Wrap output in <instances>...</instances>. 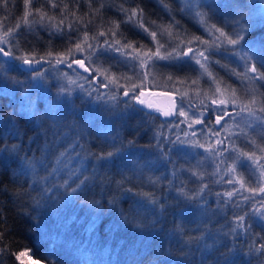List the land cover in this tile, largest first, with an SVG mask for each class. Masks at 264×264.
<instances>
[{"label":"trees","instance_id":"trees-1","mask_svg":"<svg viewBox=\"0 0 264 264\" xmlns=\"http://www.w3.org/2000/svg\"><path fill=\"white\" fill-rule=\"evenodd\" d=\"M251 1L240 0L241 3L246 4L245 16L253 14L249 10ZM55 2L58 7L51 8L46 0H33L31 7L28 8L24 0H8L7 6L4 5L3 0H0V35L9 29L15 34H23L13 51L20 55H24L32 49H35L38 55H44L46 50H51L53 53L63 52L67 47L76 43L78 35L85 49L89 43L96 45L99 42L103 46L105 40L113 42L120 39V45H123L126 41L120 36L122 32L127 37V41L132 42L136 49L133 51L132 48H126L124 49L126 52L133 56L139 55L145 62L151 60L157 66L155 72L146 78L144 90L174 93L177 96L179 108L183 95V108L185 110L188 108L190 112L193 110L197 113L205 111L204 124L208 123L209 117L214 119L212 110L216 106L211 103L209 96L213 95L210 89H214L215 85L207 75H201L202 69L187 61L175 64L166 60L153 59L157 42L164 44V47L160 49L163 55L170 46L181 45L182 41L181 51H186L188 47L193 49L203 47L199 41H194L189 45V34H194L204 40L211 41L214 39L210 38V35L191 16L176 10L185 3L184 0H180V4L177 3V0H55ZM223 2L230 3L231 0H223ZM216 3H221V0H217ZM101 4L104 5L103 8H100ZM121 4L125 9H133L137 5L143 8L145 27H148L149 31L155 30L157 32L155 41L142 30L134 27L132 22L120 23L119 28L116 29L113 21L125 19L123 13L117 11ZM165 5L173 11H167ZM37 7L48 14L44 23L51 22L59 25L63 29V34L50 36L49 32L41 26L39 16L34 12L25 19V11L31 12V9ZM97 9L100 10L97 11ZM219 11L222 15H216L214 17L216 21H220L222 16L226 20L231 18L227 15L231 9L222 7ZM173 17L179 21L178 25H173ZM137 19H139L138 16L132 18L133 21ZM61 20H63V24H60ZM69 24L74 29L78 28L79 33L69 31ZM17 25L18 27H14ZM170 25L172 26L169 27ZM30 28L34 30H29ZM164 29H168V31ZM257 29V31L251 32L246 39L260 40L264 37V26L257 24ZM112 30L117 31L116 37L111 35ZM85 32L88 35L87 42L83 40ZM100 32H103L104 35H98ZM69 37H71V43ZM87 54L85 51V55ZM96 57H99L98 62ZM74 58L80 59L81 56L77 53ZM92 59L93 64L89 72L86 73L83 69H79V72L84 76L96 77L97 72L93 71V68L99 67L101 70L111 68L109 76L115 74L119 77L121 73H127L133 81H137L133 69L122 62L118 52L101 54L97 50ZM215 59L221 60V63L227 64L229 68H236L238 72H242L241 67L238 66L241 62H238L234 57L227 55L222 57L217 54ZM85 65L89 66L87 59H85ZM36 67L41 71L48 69L45 72L47 82L44 86L40 89H31L33 110L37 111L41 118L37 123L42 122L46 129L50 127L52 122L46 118L45 114L57 98L59 84L66 83L60 74L67 72L73 79H79L76 71H74L78 66L73 64V68L69 69L64 64L50 66L44 63L36 65ZM210 70L218 77H222L226 84L231 86L228 90L235 89L236 95L241 98V101L245 100L246 90L253 87L258 89L259 93H264V86L260 81L243 80L241 77L231 75L219 65H213ZM29 71L28 66L23 67L19 61H9L8 58L0 56V81H2L0 82V109H3L0 115L4 120H7L8 114L14 110L19 112L21 104L24 102L22 99L25 95L24 90L15 82L21 81L24 85H28L30 82L35 83L31 81ZM169 75L172 76L171 80ZM100 80H103V76H100ZM193 80H197L198 83L193 84ZM67 87L74 89L71 97L73 104L66 108L63 105L58 106L59 109H62L65 117L62 119V123L71 125L75 121L82 125L85 129L83 138L76 136L71 127H64L62 132L67 134V139L53 149L52 153H45L43 135L38 138L35 131H30L27 135L24 134L26 128L36 127V124L29 123L26 125L25 120L28 117L25 116L22 120L17 116L16 122L21 128L20 138H14L8 132H4L3 134L7 138L5 142L9 146L18 145L22 157L32 159L43 156L47 160H54L60 151H64L66 148L71 149V144L76 139L84 144L86 150L99 152L101 148L109 151L114 150L111 146L112 140L114 137H118L116 144L120 148V154L115 158L114 166L100 169L101 174L106 177L105 183H96L91 191L80 197L81 201H100L104 216L107 217L105 223H108L109 227L106 228L101 225L89 243L88 233L84 227L89 218V211L85 205L77 203L74 211L70 214L79 215L80 219L68 237H62V240L67 239L69 242L58 244L55 251L51 252L50 243L42 238V233L45 228L49 233L52 232L54 218L48 213L40 216L39 223L30 218L40 215L38 212H33L30 206L32 198H38L40 195L38 191L31 190L32 187H35L32 184L31 175L12 177L11 179L15 180V183L11 185L8 184L6 178L5 184L8 185V193L0 195V202H3L4 211V216L0 218V250H2L0 251V264H28L19 259L24 253H29L40 264H201L202 261L203 264H216V257L220 256L221 252L233 259L235 264H264V261L260 260L259 254H248L249 245L259 248L260 244L264 243V240L261 239L264 237V229L249 215L245 217L244 221L245 227L251 224L249 233H245L242 228L235 232L231 231V229L236 228L237 216L244 215L245 212L250 214L249 205L253 203L251 200H240V197L252 196V193L240 189L239 183H226L229 178L228 174L213 175V171L216 169V161H213L212 164L211 162L205 164L202 159L201 163H199L200 161L190 163L186 159L187 151L181 150L179 144L172 145L171 142L176 139L177 135L183 139L184 133L190 131L186 122L180 123L182 117L178 116L175 121L169 122L161 120L157 112H152L151 115L156 119L143 117L141 114L131 120L122 121L103 112L101 106L75 89V86L67 85ZM128 87L130 89L131 82L128 83ZM220 87L224 88L225 86L221 84ZM99 91L107 93L109 90L101 88ZM123 91L124 88H120V92ZM250 96L251 93L249 92L248 97L250 98ZM122 99L125 98L122 97ZM260 100L261 97L257 95V103ZM239 103L240 101H238V107L233 109V113L239 110ZM205 105L209 107L206 109ZM73 108L77 113L76 117L70 114ZM81 116L83 119H80ZM236 117L227 116L225 120L231 122ZM177 123H179V127H173ZM224 123L225 121H221V125H216V129L221 133V138L229 135L223 131ZM204 124L199 127L194 125V130L197 129L203 136L207 133ZM235 126L232 125L231 131L239 132L240 129ZM257 136H251L256 138V145L249 143L250 148L243 143L244 139L241 136L239 138L230 136V139L236 140V147L241 151L246 152L248 149L251 154V150L256 149L257 145L264 147V139ZM214 139L215 137L212 138L213 141ZM129 140H133L134 144L129 145ZM157 140L161 141L159 145ZM0 147H4V143H0ZM161 148L165 153H168L166 157L161 156ZM257 153L260 155L258 150L256 155ZM241 159H245V157H241ZM68 162L73 166L76 164L75 160L69 159ZM85 163L90 169L95 161L89 158ZM214 163L215 167L213 166ZM228 163L231 164L232 162L229 161ZM261 163H264V160H261ZM223 169L224 166L222 165L218 171L222 172ZM240 171L238 170L237 174L234 173L233 175L239 178ZM193 173L197 175H193ZM38 174L43 176L46 173L40 171ZM201 175L203 179H200ZM244 179L247 186L249 179L247 173H245ZM119 181H123L124 187L133 188L134 192L148 193L150 198L156 200V204H152L149 202V197H135L142 204L139 212L140 219L145 223H150L152 220L157 221L155 225L157 232L152 233L153 236H156V251L151 256H148L144 249L135 253L126 247H122L124 240L131 238L130 228L117 234H113L110 230V222L119 218L120 211L123 210L125 214H128L132 206V201L127 200L126 196L122 195L117 188ZM204 184H207V187L203 188L202 195L195 199H186L179 195L183 190L190 196H194L201 191ZM23 185L27 187L22 188ZM233 188L240 189L232 197V201H239L238 205L229 201L227 197L217 195V193H224ZM13 190L27 191L30 195L16 198L12 195ZM113 195L119 197V205L115 209L110 208L108 204V200ZM261 198L264 197L257 196L256 200ZM199 237H203V239H197ZM189 240L191 243L185 244V241ZM81 241H83L82 244H80ZM205 242L209 245L207 249L203 247ZM225 243L229 245L228 248L223 247ZM161 244L163 245L162 249L159 247ZM198 247L199 251L196 250ZM217 248L220 251H217ZM189 249H191L192 255H188ZM50 252L51 255H49ZM161 252L164 254L160 255L158 259L157 254Z\"/></svg>","mask_w":264,"mask_h":264},{"label":"snow or ice","instance_id":"snow-or-ice-1","mask_svg":"<svg viewBox=\"0 0 264 264\" xmlns=\"http://www.w3.org/2000/svg\"><path fill=\"white\" fill-rule=\"evenodd\" d=\"M25 5L30 8L33 0H24ZM51 8L58 7L55 0H46ZM5 6H7L8 0H3ZM180 4V0H177ZM104 5L101 4L100 8ZM229 8L231 12L227 15L230 19H225L223 16L220 21H216L214 17L219 14L221 8ZM246 4L241 3L240 0H231L230 3H216L215 0H186V2L178 9L185 15H189L193 20L199 24L204 31L211 35L214 39L211 41L204 40L199 36L194 34H189L190 39L188 44L191 45L194 41H199L200 45L203 47H198L193 49L188 47L186 51H181V45L170 46L168 50L162 55L160 49L164 47V44L157 42L156 50L153 52V59L166 60L169 63L181 64L184 63V57H188L189 61H195L196 65L202 69L201 75H207L212 83L215 85L214 89H210L213 92V96L209 97L211 103L216 105L213 111V116L209 117L208 123L204 124L205 111L193 112L192 116H188L183 108V96L181 97V106L179 111L175 110V105L171 111H163L161 114L165 117H171L178 115L179 117H184V121L180 123H187V127L190 131L184 133V138L181 139L179 135L176 139L172 141V145H180L181 150L184 147L201 148L209 153L210 159L216 161V169L213 171V175H224L228 174L229 178L226 183L228 184H240V189L251 192L252 196H241L240 200L243 201H253L249 212H245L244 215H239L236 218V228L231 229L232 232L237 231V229H243L245 233H249L251 224L244 226L245 217L250 215L255 222H257L262 229H264V198L256 200L257 196L264 197V147L257 145L256 149L249 152L241 151L236 147V140L230 139V136H236L239 138L241 135H245L243 129L239 132L231 131L232 125L239 127L237 121L233 119L231 122L225 120L227 116L240 117L241 120H245L246 127L256 129L259 126L258 135L261 139H264V93H259L258 89L255 87L246 90L245 100L241 101V98L236 95V90L231 89V96L229 98H224L223 95L217 101L216 93L221 92V84H224V90L227 91L231 88L227 85L222 77H218L211 69L213 65H219L221 68L230 72L231 75L241 77L243 80L250 82L260 81L262 86H264V37L260 40L253 38L252 40L246 39L251 32L257 31V24L264 26V0H261L260 7L262 9L261 14L258 19L254 18L249 14L245 16L244 8ZM165 9L169 12L173 11L169 6L165 5ZM100 9H97L99 11ZM118 12L123 13L125 19L122 21H113L116 29L119 28L120 23L132 22L133 26L142 30L148 36H150L154 41L156 40L157 32L155 30L149 31L148 27H145L144 22V10L140 5H137L133 9H125L123 5L117 8ZM34 12L39 16V23L41 26L49 32L50 36H55L58 34H63V29L57 25L49 23H44L45 17H47V12L42 11L41 8L37 7L31 9V12L25 11V19ZM139 17V19L133 21V17ZM63 24V20L60 21ZM179 21H176L173 17V25H178ZM170 25L169 27H171ZM14 27H18L14 26ZM162 27V26H161ZM69 31H77L79 29H74L71 24L68 25ZM29 30H34L30 28ZM168 31V29H164ZM187 33V30L185 29ZM23 34H15L11 29L6 30L3 35H0V56L8 58L9 61H19L21 65H26L30 69L29 76L31 81L35 83H29L24 85L21 81H16L15 83L20 85L24 90L23 103L21 104V110L19 112L13 111L8 114L7 120H4L2 115H0V143H4V147H0V195H5L8 193V185L5 184L6 178L8 179V184H14L15 180L12 177L18 176H28L32 177V191H38L40 193L39 197H33L31 200V208L33 212L40 213L39 216H31L30 218L36 222H40V216L48 213L54 218L53 230L51 233L45 228L42 233V238L50 243L51 252H54L57 245L61 243H68L67 239L62 237H68L70 231L75 227L76 223L79 221V215H72L71 212L74 211L75 205L80 203L85 205L89 211V218L85 223V230L88 233L89 243H91L92 236L100 229V226L109 227L108 223H105L107 217L104 216L102 210V205L98 200H92L88 202L87 200L81 201L80 197L85 195L87 192L95 186L96 183H105L106 177H104L100 169L102 167L114 166L115 158L120 154V148L117 147L116 141L118 137H114L112 140V148L114 150L109 151L105 148H101L99 152H90L85 149L84 144L80 143L79 139H76L71 144V149H65L60 151L58 156H55L54 160H47L45 157L28 159L27 157H22L20 155L21 149L18 145H7L6 137L4 132H8L10 136L19 139L21 128L16 122V117L19 116L20 119L24 120L27 116L28 119L25 120V124L34 123L36 127H29L25 129L24 134L27 135L30 131L37 132V137L43 135L45 139V153H52V150L57 148L64 140L67 139V134L62 132L64 127H71L76 133V136L83 138L85 136V129L82 125L76 123L75 121L71 125H64L62 119H64L62 109L58 106L63 105L65 108L73 104L71 99L73 88L67 87V85L75 86L86 97H88L92 102L101 106L103 112L108 113L111 116L116 117V119L127 121L135 118L142 114L143 117H151L156 119L151 115L152 111H160L159 109H154L153 105L150 104L145 99H142L145 95L144 83L146 78L151 75L156 70V64L151 60L145 62L139 57V55H131L124 49L132 48L136 51L132 42L127 41V37L121 32L120 36L125 39L126 43L120 45V39H116L113 42L105 40L103 46L97 42L96 45L87 44V49H85L81 42L79 35L77 36V41L74 45L67 47L63 52L53 53L51 50H46L44 55H38L35 49L24 55L17 54L13 49L16 48L21 36ZM98 35H104L103 32L98 33ZM111 35L113 37L117 36V31L112 30ZM169 35L171 33L169 32ZM95 39V37H94ZM83 40L88 41V35L85 32L83 34ZM71 43V37H69ZM120 45V47H117ZM141 47H144L141 45ZM7 49V50H6ZM99 50L101 54L104 53H120L122 62L125 65L130 66L133 69V74L137 77V81H133L131 76L127 73H121L119 77L115 74L109 76L111 68L101 70L99 67L93 68V71L97 72V76L90 78V76H84L79 72V69H83L84 72H89L90 67L93 64V57L96 55V51ZM18 51V50H17ZM87 51V55H85ZM149 51H152L149 49ZM79 53L81 58L75 59V55ZM220 56H230L237 57L242 63L238 66L241 67L242 72H238L236 68H229L227 64H222L221 60L215 59L216 55ZM85 59L89 61V66L85 65ZM129 60L131 63L129 64ZM96 61H99V57H96ZM121 62V61H118ZM47 63L50 66H59L61 64L66 65L69 69L73 68V64L77 65L78 68L75 69L76 75L79 79H73L67 72L61 75L62 79L66 81L65 84H59L57 91V98L49 106L46 112V118L52 123L49 128H44L42 122L37 123L41 120L38 116V112L33 110V101L31 99L32 92L31 89H40L47 82V77L45 72L48 69L41 71L36 65H41ZM138 69V71H137ZM100 76H103V80H100ZM154 79V77H153ZM169 79L172 76L169 75ZM107 81V82H105ZM124 81V83H121ZM2 82V81H0ZM131 82V87L129 89L128 83ZM193 84L198 83L197 80L192 81ZM88 85V86H86ZM106 88L109 91L107 93H101L99 89ZM120 88H124L121 93ZM251 93L250 98L248 93ZM257 95L261 97L259 103H257ZM122 97L126 99H122ZM239 103V110L235 113L228 112V105L231 103L234 107ZM190 106V105H189ZM209 106L205 105L207 109ZM145 109L149 111H145ZM3 109H0V113ZM73 117L77 116L75 109L73 108L70 112ZM80 119H83L81 116ZM221 121H225L222 126L223 131L229 133V135L221 138V133L216 129V125H221ZM204 124V128L207 130L206 135L203 137V142L198 138V132L194 130V125ZM163 126V125H162ZM173 127H179V123L174 124ZM138 130V129H137ZM134 134V133H132ZM191 137V139H189ZM215 137L214 141L212 138ZM252 145H256L255 137H247ZM161 141L157 140L159 145ZM129 145H133L134 141L129 140ZM219 146V147H217ZM79 149L78 151H73ZM260 152V155H256V151ZM161 156L166 157L168 153L160 149ZM245 157V159H241ZM92 158L95 164L89 169L86 166V161ZM75 160L76 164L73 166L69 164L68 160ZM232 163L229 164L228 162ZM224 166L223 171H218L221 166ZM39 166V167H38ZM240 169V176L233 175L236 173L237 169ZM43 171L46 173L40 176L38 173ZM247 173L249 179L247 181V186L245 185L244 175ZM193 175H197L193 173ZM203 179V176H200ZM22 188L27 187L26 185L21 186ZM207 184L202 185L201 191L197 192L194 196H190L188 193L181 190L179 195L184 196L186 199H195L197 196L202 195L203 188H206ZM117 188L120 190L122 195H125L127 200L132 201V206L129 209V213L125 214L123 210L119 213V218L111 223L110 230L113 234H117L120 231H127L131 229V238L125 239L122 247L128 248L130 251L139 253L141 249L146 251L148 256H151L156 251V236L152 233L157 232L155 227L157 221L152 220L150 223H145L139 217V212L142 207L140 201L136 200L137 196L149 197V202L156 204V200L150 198L148 193L134 192L133 188H128L123 186V181L117 182ZM240 189L233 188L232 190L226 191L224 193H217L220 197H227L229 201H232V197ZM12 195L16 198H21L23 196L30 195L27 191H15L13 190ZM238 205L239 201H232ZM109 207L115 209L119 205V197L113 195L108 200ZM4 216L3 202H0V218ZM227 235V234H225ZM197 239H203L199 237ZM264 240V237H261ZM83 241L80 242L82 244ZM191 240L185 241V244H190ZM75 246V244H74ZM162 249L163 245H159ZM203 247L207 249L209 245L205 242ZM223 247L228 248L229 245L225 243ZM199 251V247L196 249ZM2 251V250H0ZM217 251H220L217 248ZM51 252L49 255H51ZM259 254L260 260L264 261V243H261L259 248H254L253 245H249V255ZM164 253H158L157 258ZM188 255H192L191 249L188 251ZM203 264V261L201 262ZM216 264H235L233 259H230L227 255L221 252V255L216 257Z\"/></svg>","mask_w":264,"mask_h":264},{"label":"rangeland","instance_id":"rangeland-1","mask_svg":"<svg viewBox=\"0 0 264 264\" xmlns=\"http://www.w3.org/2000/svg\"><path fill=\"white\" fill-rule=\"evenodd\" d=\"M216 2H217V0H215ZM184 2H186V0H184ZM193 2L195 3L196 2V0H193ZM260 4H261V0H252L251 1V4H250V6H249V10L250 11H252V13L253 14H251V16H253L254 18H256V19H258L259 18V16H260V14H261V11H262V9H261V7H260ZM218 15H222L221 14V12L219 11V14ZM210 38H213L211 35H210ZM219 55V54H218ZM238 62H241V61H239V59L237 58V57H234ZM184 61H189V58L187 57H184ZM185 63V62H184ZM192 65H194V66H197L198 68H199V65H196L195 64V61L193 60V61H191L190 62ZM242 63V62H241ZM26 68V67H25ZM211 80V79H210ZM185 92V91H184ZM187 94V93H186ZM185 94V95H186ZM216 95V97H217V101L219 100V98L221 97V95H223V97L224 98H229L230 96H231V91L230 90H227V91H225L224 90V88H222L221 87V92L220 93H216L215 94ZM183 96V95H182ZM211 97L213 96V95H210ZM209 96V97H210ZM184 97V96H183ZM202 99V98H201ZM216 106V105H215ZM236 107H238V104H237V106H233L231 103L228 105V112L229 113H233L234 112V110L233 109H235ZM180 109V108H179ZM184 110H185V108H184ZM186 110H188V111H186ZM186 110H185V112L188 114V116H192V114H193V110L190 112L189 110L190 109H188V108H186ZM230 117H231V115H230ZM184 117H182V119H181V121H184ZM235 120L237 121V123H238V125H239V127H236L237 129H243L244 130V133H246V136L247 137H251V136H253V135H255V136H257L258 135V130H259V126L257 125V127H256V129H253V128H248V127H246V122H245V120H241L240 119V117H236L235 118ZM201 124H196L195 125V127H199ZM196 131L198 132V138H200L201 139V141L203 142V135H202V133H200V131H198L197 129H196ZM246 136L245 135H241V137H242V139H244L243 140V143L245 144V145H247L249 148L251 147V146H249L250 144V142H249V140H247V138H246ZM258 138H260V136L258 135L257 136ZM181 148V147H180ZM183 150H185V151H187V153L185 154L187 157H186V159H188V161L190 162V163H192L193 161H200L199 163H201V160L203 159V161L205 162V164H207V162H211V164H212V162L214 161V160H212V159H210V156H209V153L208 152H206L204 149H201V148H192V147H184L183 148ZM246 152H249L248 151V149H246ZM257 155H258V153H257ZM259 156V155H258ZM213 166L215 167V163L213 164ZM238 170H240L239 168L237 169V171H236V173H235V175L237 174V172H238ZM204 172H205V170H204ZM263 180H264V178H262ZM21 261H25V262H27L28 264H40V262L39 261H37V260H35L29 253H24L23 255H21L20 256V258H19Z\"/></svg>","mask_w":264,"mask_h":264},{"label":"water","instance_id":"water-1","mask_svg":"<svg viewBox=\"0 0 264 264\" xmlns=\"http://www.w3.org/2000/svg\"><path fill=\"white\" fill-rule=\"evenodd\" d=\"M187 58V57H186ZM23 67H27L23 65ZM145 99L150 104L153 105L154 109H159L160 111H152L157 112L161 120L163 121H175L178 118V115H174L168 118H165L161 113L163 111H171L173 110V106L175 105V110L179 111V104L177 96L174 93L166 92V91H152V90H145V95L141 97ZM126 99V98H125ZM146 111H149L145 109Z\"/></svg>","mask_w":264,"mask_h":264}]
</instances>
